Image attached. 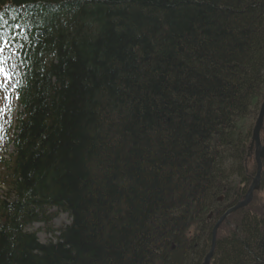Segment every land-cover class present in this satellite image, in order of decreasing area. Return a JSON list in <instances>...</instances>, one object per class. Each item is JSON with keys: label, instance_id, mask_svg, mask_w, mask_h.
I'll use <instances>...</instances> for the list:
<instances>
[{"label": "trees", "instance_id": "16d2710c", "mask_svg": "<svg viewBox=\"0 0 264 264\" xmlns=\"http://www.w3.org/2000/svg\"><path fill=\"white\" fill-rule=\"evenodd\" d=\"M17 4L34 9L17 21L24 117L0 154V264H201L217 196L246 193L224 177L264 100V0H0L10 34ZM52 207L70 223L51 227ZM212 263L264 264V214L233 222Z\"/></svg>", "mask_w": 264, "mask_h": 264}, {"label": "rangeland", "instance_id": "374dc122", "mask_svg": "<svg viewBox=\"0 0 264 264\" xmlns=\"http://www.w3.org/2000/svg\"><path fill=\"white\" fill-rule=\"evenodd\" d=\"M9 86H11V84H9ZM5 91L10 93L11 88L8 87V89H6ZM250 142H251V140H250ZM261 142H262L261 147H264V128H263L262 133H261ZM253 151L256 152V147L252 148V150L250 151V154ZM239 164L242 165L243 168L238 169L237 165H239ZM229 166H231V169L227 171V174L224 177L225 178V185L228 186L227 188H229L231 186H234V187L236 186L237 188L241 187V188L245 189V192H246V190L252 185L253 179L258 173V164L255 160V154L248 155V157H246L241 163L235 162V164H234L233 162H231V163H229ZM260 176H261L260 179L264 184V159H263L262 165H261ZM222 194L226 195V197L228 198L227 201L231 200V192L230 191L225 190V191L221 192V195ZM221 195L219 194L218 197H220ZM241 198L242 197H240L239 200ZM227 201L224 202L223 204L217 205V210H219V215H223L225 210L230 206V203H228ZM235 204H237V202H235ZM48 212H49V214L50 213L52 214V213L57 212V209H55L53 207V208H50L48 210ZM253 213H256L257 216L264 214V187L261 188V190H258L254 193L251 203L249 205H246L245 208H243L241 210V213L238 216L236 213H234L228 217V219L225 221V223H223V225L221 226L218 236H222V235L226 234L229 226L234 221L236 222V220L238 221L239 219H241L245 216L251 215ZM216 220H217L216 218L209 220V221H211L210 226L214 225L216 223ZM69 222H70V217L68 216L67 213H64V212L59 213L58 212L54 216L50 226L56 230L58 228L63 227L64 225H66ZM45 225H46L45 222L44 223H35V224L29 225L28 229H29V231L36 232L41 242H47L49 240H55L56 239L55 236L57 235V232H54V235H55L54 236L52 233H49L48 231L45 230L46 229ZM199 234L200 233L198 232L196 226H193L188 231V237H190L189 239L192 238L195 240L193 242L194 245H196V242L200 243V241H201V239H199L198 241L196 239V237L199 236ZM194 247H197V245Z\"/></svg>", "mask_w": 264, "mask_h": 264}, {"label": "water", "instance_id": "95a60500", "mask_svg": "<svg viewBox=\"0 0 264 264\" xmlns=\"http://www.w3.org/2000/svg\"><path fill=\"white\" fill-rule=\"evenodd\" d=\"M263 119H264V102L261 106V110L256 122V125L254 127V131H253V142H255V146H256V152H255V158H256V162L258 164V173L254 178V181L251 185V187L249 188L247 194L244 196V199L240 202H238L235 206L231 207L230 209H228L225 214L220 218V220L218 221V223L215 225L214 229H213V233H212V245H211V249L209 251V253L206 255L204 261L202 264H211V259L213 257V253H214V248L216 246V241H217V229L219 227V224L232 212L237 211L238 209L245 207L247 204L250 203V201L253 198V193L255 190L260 188V172H261V165H262V159L264 157V147H261V142H260V131L262 128V123H263Z\"/></svg>", "mask_w": 264, "mask_h": 264}, {"label": "snow or ice", "instance_id": "6c2138e0", "mask_svg": "<svg viewBox=\"0 0 264 264\" xmlns=\"http://www.w3.org/2000/svg\"><path fill=\"white\" fill-rule=\"evenodd\" d=\"M7 42L5 41V44ZM8 59V57H6L4 55V47L0 46V77H2V79H0V89H8L9 87V81H11L13 79V73L5 66V62ZM13 67H15V65H13ZM4 100L7 101L8 103L5 105V107L0 108V115H3L4 112L6 110H8L9 106H10V102H11V96L10 94L5 91V95H4ZM3 131L2 126H0V132Z\"/></svg>", "mask_w": 264, "mask_h": 264}, {"label": "bare ground", "instance_id": "6f19581e", "mask_svg": "<svg viewBox=\"0 0 264 264\" xmlns=\"http://www.w3.org/2000/svg\"><path fill=\"white\" fill-rule=\"evenodd\" d=\"M219 201H220L221 204H223L224 202H226V201H227L226 196H225V195H221V196L219 197Z\"/></svg>", "mask_w": 264, "mask_h": 264}]
</instances>
